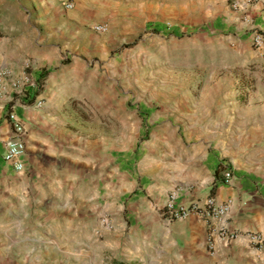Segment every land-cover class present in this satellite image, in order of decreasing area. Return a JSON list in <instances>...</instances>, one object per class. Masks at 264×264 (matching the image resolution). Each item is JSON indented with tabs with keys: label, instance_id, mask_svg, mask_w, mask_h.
Segmentation results:
<instances>
[{
	"label": "crops",
	"instance_id": "obj_1",
	"mask_svg": "<svg viewBox=\"0 0 264 264\" xmlns=\"http://www.w3.org/2000/svg\"><path fill=\"white\" fill-rule=\"evenodd\" d=\"M21 1L0 0V18L15 20L6 26L14 38L0 39V89L10 93L17 82L18 92L11 104L0 96V264H66L69 246L84 245L86 227L102 213L112 225L99 221L95 230L107 226L116 236L123 229L148 244L162 240V252H172L176 264H264V248L243 237L214 236L210 250L209 227L198 215L170 220L164 208L168 191L180 186V202L207 195L227 201L230 231L264 237V100L222 103L173 90L158 97L156 110L146 108L145 118L120 117L117 128L116 85L91 77L83 83L77 62H56L59 46L85 40L94 0H74L86 12L57 0ZM36 98L44 99L40 106L33 105ZM12 108L24 127L20 171L3 159L6 141L15 136L6 116ZM225 160L234 173L228 185L220 182L221 172L214 176Z\"/></svg>",
	"mask_w": 264,
	"mask_h": 264
},
{
	"label": "rangeland",
	"instance_id": "obj_2",
	"mask_svg": "<svg viewBox=\"0 0 264 264\" xmlns=\"http://www.w3.org/2000/svg\"><path fill=\"white\" fill-rule=\"evenodd\" d=\"M257 1L259 10L253 9ZM76 4L73 0L72 9L86 12L81 2ZM229 5L230 0H94L92 10L86 12L85 40L59 46L56 62H77L83 83L91 77L116 85L117 103L122 106L117 128L120 117L128 115L138 122L145 118L148 110L160 106L158 97L170 96L173 90L217 96L222 103L264 100V42L258 47L251 39L254 32L264 37V0H253L245 13H236ZM14 21L0 18L2 41L14 38L6 27ZM93 24H102L105 30H91ZM11 46L7 43L6 49ZM11 87L10 93L0 89V96L7 95L10 104L18 94ZM145 134L147 128L138 145ZM103 217L109 219L103 225H112L107 213L97 215L92 221L95 226L86 227L84 245L69 246L66 264H176L172 252H162V240L148 244L147 238L130 237L123 229L113 236L105 231L107 226L98 232L95 229ZM116 227L121 229L119 224Z\"/></svg>",
	"mask_w": 264,
	"mask_h": 264
},
{
	"label": "built area",
	"instance_id": "obj_3",
	"mask_svg": "<svg viewBox=\"0 0 264 264\" xmlns=\"http://www.w3.org/2000/svg\"><path fill=\"white\" fill-rule=\"evenodd\" d=\"M65 9L73 8V0H57ZM253 0H230V8L236 13H245L250 9ZM92 29L96 32H103L105 26L102 24H93ZM252 43L256 46H261L264 42V37L258 33L251 35ZM4 78V73L0 71V84ZM28 83L27 79H24ZM14 86L15 83L13 84ZM43 103L42 98H36L34 106H40ZM14 108V107H13ZM9 109L6 116L11 122L14 138L6 141L3 152V159L12 163L13 168L20 171L24 168L22 157L26 153L25 143L22 140L24 127L21 119L14 109ZM222 166L220 174V182L223 184H231L234 179L231 162L228 160L220 162ZM183 187L176 186L169 190L166 194L164 208L170 220H185L191 214L198 215L209 227L208 230V248L213 250V237L218 236L226 241L233 240L237 237H243L247 242L258 248H264V237L254 231L238 232L236 230L230 231L227 227L226 221L229 214V203L227 201H217L213 196L207 195L203 200H194L190 203H183L179 201V195ZM101 223H109L107 217L101 219Z\"/></svg>",
	"mask_w": 264,
	"mask_h": 264
},
{
	"label": "trees",
	"instance_id": "obj_4",
	"mask_svg": "<svg viewBox=\"0 0 264 264\" xmlns=\"http://www.w3.org/2000/svg\"><path fill=\"white\" fill-rule=\"evenodd\" d=\"M221 170H222V166L219 164L214 170L215 178H218V175L220 174Z\"/></svg>",
	"mask_w": 264,
	"mask_h": 264
}]
</instances>
